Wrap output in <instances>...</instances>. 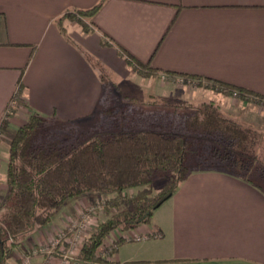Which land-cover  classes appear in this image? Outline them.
Wrapping results in <instances>:
<instances>
[{"label":"crops","instance_id":"crops-1","mask_svg":"<svg viewBox=\"0 0 264 264\" xmlns=\"http://www.w3.org/2000/svg\"><path fill=\"white\" fill-rule=\"evenodd\" d=\"M99 2L0 0V195L7 189L2 159L7 165L10 136L33 111L91 135L110 125L123 103L141 126L158 128L176 125L192 105L214 101L225 116L264 129L259 104L205 87L174 97L159 78L160 72L199 75L264 94V0H104L82 19L88 30L74 19L59 22ZM127 54L160 72L140 74ZM108 76L141 91L124 89L121 104L114 103L102 80ZM20 82V104L2 129ZM90 124L94 130L83 128ZM43 231L26 234L30 247L23 237L19 252L31 255ZM141 233L149 237L136 244L124 239L106 254L109 262L95 264H264V192L227 172L193 170L148 223L121 235ZM19 254L8 264H23Z\"/></svg>","mask_w":264,"mask_h":264},{"label":"trees","instance_id":"trees-1","mask_svg":"<svg viewBox=\"0 0 264 264\" xmlns=\"http://www.w3.org/2000/svg\"><path fill=\"white\" fill-rule=\"evenodd\" d=\"M103 1L66 12L59 22L74 19L88 30L82 19L91 18ZM126 58L144 76L160 72L131 54ZM165 73L197 80L198 86L226 95L237 93L244 102L264 107L263 93L199 75ZM22 89L20 82L13 97L16 105L9 106L2 129L17 110ZM190 108L176 125L158 128L141 126L130 115L120 131H115L121 128H115L113 110L111 124L91 135L33 111L9 144L7 189L0 200V264H7L19 249L20 238L48 226L68 200L80 195L106 196L108 217L94 228L73 264L109 262L98 250L111 233L116 230L120 235L148 223L193 170L227 172L264 192V131L225 116L214 101ZM164 176L168 181L154 191V181ZM114 251L116 247L108 254Z\"/></svg>","mask_w":264,"mask_h":264},{"label":"rangeland","instance_id":"rangeland-1","mask_svg":"<svg viewBox=\"0 0 264 264\" xmlns=\"http://www.w3.org/2000/svg\"><path fill=\"white\" fill-rule=\"evenodd\" d=\"M87 20H88V18H87ZM159 75H160L159 78L163 84H168L171 86L172 89H174V90H172V91L176 92V94H175L176 96H174V97H178V98L181 97L182 99L186 98V97L188 98V97L193 95L192 92L204 90V88H202V86H198L197 80L186 79L183 76H173V75H170V74L164 73V72H160ZM102 78H103L102 80H103L104 85H106L107 95H109V93H108L109 87H111V89H112V96L111 97L114 100L113 101L114 103L120 102V104H121L120 100H122V98H124V91H123L124 89L127 92L134 93V94L140 93L139 91H141V87L138 86L137 84H135L134 82H131V81L123 82L124 85L119 86L116 83H114L109 76L107 78L106 77H102ZM108 82H110L109 85L107 84ZM199 89H202V90H199ZM180 93H183L186 96L185 95L180 96ZM232 96L237 97L236 95H232ZM127 98L128 97H125V99H127ZM197 98L200 99L201 97L197 96ZM117 100H119V101H117ZM205 102H207V101H205ZM181 103L183 104L184 102H181ZM251 103L254 105L253 102H251ZM127 104L128 103L121 104L119 109L116 110L117 111L116 115H114L116 117V119H114V118L113 119H114V123L116 125H118V127L115 125L116 126L115 128H121V129H115V131L116 130L117 131L124 130L122 128H125L129 123V121L127 119L130 116L129 110H132V109L130 108L127 110L126 107L122 106V105H127ZM196 104L197 103L195 102V105ZM199 104H201V102ZM199 104H197V105H199ZM215 104H217V103L215 102ZM178 106H180V105H178ZM192 106H194V105H192ZM248 110H249L248 108L242 109V112L243 113L245 112L247 115ZM178 120H182V119L178 118ZM83 128L87 129V130L89 129L90 131L94 130V127L91 124H90V126L88 125L86 128L85 127H83ZM134 130H136V129H134ZM177 130H180V129H177ZM263 130L264 129H261V130L259 129V131H263ZM110 135H108V136H110ZM80 136H82V135L80 134ZM10 137H12V135ZM83 138H84V135L82 136V139ZM82 142H84V141H82ZM2 166L5 170V166H6L5 155H3ZM167 181H168L167 176L157 178L153 183L154 191H158L159 189H161L162 186H164V184ZM5 192H3L0 195V200H1V198H3V196H5ZM105 198H106V196L100 195V194H86V195H80V196H77V197H74V198H71L70 200H68L67 203L64 204V206H62V208L59 210V212L54 216V218L50 222V224L48 226L44 227L47 231L46 232L43 231V235L46 234L44 236L45 239H44L43 244H45V245L43 247H46V249H44V252H41V253L35 255L37 257L34 256V258L31 259L32 262L30 264H43L47 259L49 261V264H62L64 260L62 257H60L59 253H61L62 251L66 252L70 249L72 250V252H70V254H69V258H68L69 262L67 264H73L77 260L76 257L78 255V253L81 251L84 243L87 241L88 237L93 232L94 228L100 222L104 221L108 217V214L106 212H104V205H105L104 199ZM91 207H93L92 210H88L89 208L91 209ZM89 213H90L89 223L85 227L82 228V230L80 231V236L77 238V240L75 242L73 241L74 244L73 243L68 244V242L64 241L56 249L53 248L55 253H54V256H51L52 254H49L48 251L52 249V244L54 243L55 239L57 238V235L59 233H61L62 231H68V236L71 237L72 233H74V231H70L69 228L72 227L74 225V223H79L82 220L84 214H89ZM48 227H50V229ZM30 233H32V232H30ZM118 233L119 232L116 230L111 233V235L105 240L104 244L102 246H100V248L98 250L99 255H102L105 257V256H107L106 253L108 251L111 252L117 246V243L120 239V237H117V235H119ZM138 235H143V233L138 234ZM23 237L25 240L23 239L22 242L25 244V246L28 249L29 245H28V239L26 238L27 236L25 235ZM22 238H20L19 240L21 241ZM29 242L32 243V240H30ZM136 243H139V242H136V241L131 242V244H136ZM115 244H116V246H115ZM32 245H33L32 248L36 247V245H34V244H32ZM21 248H23V245L21 246ZM18 253L21 254L20 260L24 264V260L26 257L24 256V254H22V252H19V249H17L10 256L9 259H11L10 260L11 263L13 261H15V260H13V255H17ZM7 264H8V262H7ZM18 264H20V263H18Z\"/></svg>","mask_w":264,"mask_h":264},{"label":"built area","instance_id":"built-area-1","mask_svg":"<svg viewBox=\"0 0 264 264\" xmlns=\"http://www.w3.org/2000/svg\"><path fill=\"white\" fill-rule=\"evenodd\" d=\"M236 94L237 93H235L234 95H236ZM92 208L93 207H91V209L89 208L88 210H92ZM89 220H90V213L84 214L82 220L79 223H74V225L69 228L70 231H74V233H72L71 237L68 236V231H62L61 233H59L57 235V238L55 239L54 243L52 244V249L49 250L48 253L52 254L51 256H54V253H55L54 249H56L58 246H60L64 241L68 242V244L73 243V241L75 242L77 240V238L80 236V231L82 230L83 227H85L89 223ZM118 237L123 238L127 241H141L143 239H147L149 237V235L148 234H143V235L137 234V235H131V236H129V235L123 236L120 234V235H118ZM44 245L45 244L42 243V245H40L39 248L33 247L31 250V255H29L28 257L25 258L24 264H30L31 258L33 256H35L41 252H44V249H46V247H43ZM115 246H116V244H115ZM70 250H68L66 252L62 251L61 253H59L60 257H62L63 260L65 261V262L63 261L62 264H67L69 262V260H68L69 254H70V252H72V250L71 251ZM43 264H49L48 259Z\"/></svg>","mask_w":264,"mask_h":264},{"label":"water","instance_id":"water-1","mask_svg":"<svg viewBox=\"0 0 264 264\" xmlns=\"http://www.w3.org/2000/svg\"><path fill=\"white\" fill-rule=\"evenodd\" d=\"M75 264H78V263H75Z\"/></svg>","mask_w":264,"mask_h":264}]
</instances>
